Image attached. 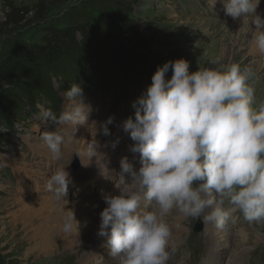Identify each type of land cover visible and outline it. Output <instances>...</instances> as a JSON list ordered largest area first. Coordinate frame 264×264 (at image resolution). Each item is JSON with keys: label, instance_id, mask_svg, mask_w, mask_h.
Instances as JSON below:
<instances>
[{"label": "clouds", "instance_id": "1", "mask_svg": "<svg viewBox=\"0 0 264 264\" xmlns=\"http://www.w3.org/2000/svg\"><path fill=\"white\" fill-rule=\"evenodd\" d=\"M216 3L210 0V7ZM222 3L226 15L244 17L232 36L243 35L264 54L260 0ZM189 67L184 59L157 66L151 84L133 102L134 118L124 121L123 131L134 142L130 152L139 154L138 168L122 157L119 171L110 169L95 136L77 147L76 126L89 124L92 111L79 85L60 93L66 103L59 114L39 106L41 119L53 126L41 134L52 158H62L70 129L74 155L84 153L85 166L95 163L100 175L113 181L118 194L103 195L107 207L99 213L97 236L107 239L118 264H168L171 228L166 218L173 210L184 217L203 215L219 230L234 224L238 213L249 223L264 221V104L254 107L255 89L249 81L255 73L238 63L226 69L198 67L195 72ZM112 122L110 116L100 125L103 135L110 134ZM70 182L69 172L60 167L47 178L46 187L63 198ZM206 209L210 211L204 214ZM65 212L64 231L78 236L80 222L72 211Z\"/></svg>", "mask_w": 264, "mask_h": 264}, {"label": "rangeland", "instance_id": "2", "mask_svg": "<svg viewBox=\"0 0 264 264\" xmlns=\"http://www.w3.org/2000/svg\"><path fill=\"white\" fill-rule=\"evenodd\" d=\"M12 9L20 10L22 13L27 11L28 14L20 24H11L12 26L4 28L0 34V61L20 45L40 44L52 28L63 29L80 22H88L118 38L116 22L121 21L124 27L129 28V37L119 40L127 48L137 51L144 57L146 63L140 69L144 68L145 72H148L149 68L155 72L157 66L177 59L189 62V72H195L198 67L226 69L228 65L238 63L242 69L248 67L255 73L249 84L256 89L254 107L258 108L261 105L257 104L256 92L262 85L264 70L262 71L258 64V57L250 54L246 42L239 47L234 46L233 42L232 25L234 21L244 17L242 15L234 20L225 14L223 5L219 2L211 8L210 0H0V24L5 22ZM257 13L264 18V2L257 8ZM86 53L93 55L89 49H86ZM86 53L60 50L57 61L61 62L67 72L72 65V72L76 69L94 75L95 69L88 70L92 64L87 65L91 58ZM82 59L86 62L82 65L69 63ZM41 74V71L35 69L8 79L0 76L1 88L4 91L13 90L20 97L21 105L20 112L10 113L8 110L3 112L5 122L10 128L0 124V264H26L23 230L13 231L12 217L17 215L23 202L28 198L37 195L41 197L43 193L45 196L54 195L47 189L46 180L59 165L68 168L66 171L74 177L70 179L64 199L70 201L94 199L101 194L100 189L110 191L114 187L113 181L104 178L99 172L90 175L92 171L87 170L81 163V158L74 155L76 147L69 140L70 129L65 133L66 142L62 146L64 152L62 158H52L41 134L44 131H52L53 126L41 119L39 106L51 108L53 111L58 106L60 111L62 105L66 103L60 93L66 92L73 83L79 85L83 90L84 102L92 111L89 124L76 126L74 138L78 146H84L92 136H95L102 146L100 151L106 153L109 165L115 170L119 169L122 157H128L135 167H139V154L130 152L129 148L134 142L129 134L123 131V123L129 117L134 118L132 104L146 90L144 71L139 73L136 85L126 83L123 86H120L122 84L120 80L114 82L107 70L102 71V77L96 83L88 75L87 78L92 83L90 90H86L79 81H71L59 90L55 80H52V86L57 94V100L52 101L53 107L48 104L50 98L37 100L36 97L29 101L28 95L34 92L36 78ZM171 74L170 70L166 79H169ZM110 116L113 117V122L108 125L110 134L105 136L100 130V125ZM93 121L96 128L91 124ZM134 155L136 159H133ZM108 180L110 183L105 182ZM91 183H94V186L88 191L81 190ZM174 211L176 210L167 217L169 225L175 216ZM208 211L209 209H206L204 214ZM237 216L236 222L226 229L233 242L227 247V251H223L217 264H226L231 251L241 247L237 236L240 229L248 233L244 244L249 250L238 264H264V221L249 223L241 214L238 213ZM184 218L187 228L182 237V245L168 249L170 252L168 264H201L208 236L203 227V215L199 219ZM99 252L93 261L115 260L116 256L111 255L110 248H103ZM77 257L78 255L61 251L50 264H77Z\"/></svg>", "mask_w": 264, "mask_h": 264}, {"label": "bare ground", "instance_id": "3", "mask_svg": "<svg viewBox=\"0 0 264 264\" xmlns=\"http://www.w3.org/2000/svg\"><path fill=\"white\" fill-rule=\"evenodd\" d=\"M217 2L223 5L222 0H217ZM261 2L263 3L264 0H260L259 5H261ZM242 22L243 18L234 21L232 25L233 34H235L239 28L242 27ZM247 38H250V34ZM233 42L234 46L238 47L241 46L242 43L246 42L250 54L255 55L256 58L258 57V64L260 67H262V71L264 70V54L257 52L251 46V44L243 38V35H241L239 38L233 37ZM261 81H263L262 85L258 88V92H256L258 93L257 104H262L264 102V73L262 75ZM74 137L75 133L73 134V139L75 141ZM78 145L79 144L77 143V147H79ZM80 158L82 164L87 163L86 155L84 153L80 154ZM60 167L65 166L59 165L58 168ZM85 167L87 170L92 171L90 172V175L99 172L95 163ZM109 168L114 169L112 165H109ZM67 169L68 168L65 167V170ZM116 171H119V169ZM71 178H74L72 174L70 175V179ZM105 182L110 183L109 180ZM93 186L94 183H91L88 186L83 187L81 190L88 191V189L92 188ZM100 190L101 194H99L97 198L94 199L83 198L80 200L75 199L70 201L50 194L45 196L43 193L44 196L42 195L41 197H38L37 195V197H30L26 202H23V204L21 201L22 207H20L17 215L12 217V229L13 231L18 229L23 230L22 237L26 248L25 263L50 264L55 258L58 257L61 251H63L74 256L78 255L76 258L77 264H117L119 260L118 256L115 257V260L104 259L102 261H93L94 257L100 254L99 250L101 251L103 248H109L107 239L105 237L97 236V231L100 224L99 213L105 207H107L102 197L103 195L109 193L112 195L118 194L114 187H112V190L110 191H104L102 189ZM64 201L67 203L65 204ZM65 211H72L74 213L75 219L80 222L78 236L64 231L63 222L64 218L68 215V213ZM174 213L175 216L171 219L172 222L170 224L171 241L169 248L180 247L182 245V237H184V233H186L187 228H185L184 216L179 214L177 211H174ZM166 219L167 221L169 220L168 218ZM203 227L208 233V236L205 240L204 256L201 264H217V261L220 259L223 251H227V247H230V243L233 241H231L230 234H228L226 230H219L213 224L207 223L205 221ZM247 234L248 233H246L244 229L237 231V236L241 243V247L234 248L231 251L226 264H238L240 259H242V256L247 253L249 248L244 244ZM258 240L261 239L258 238ZM104 253H106V250H104Z\"/></svg>", "mask_w": 264, "mask_h": 264}, {"label": "trees", "instance_id": "4", "mask_svg": "<svg viewBox=\"0 0 264 264\" xmlns=\"http://www.w3.org/2000/svg\"><path fill=\"white\" fill-rule=\"evenodd\" d=\"M20 13H22L20 10H11L5 22L0 24V34L3 32L4 28H7L11 24H20L28 14L27 11L19 15ZM123 19L125 20L126 18L123 17ZM128 31L129 28L124 27L121 21L116 22V33H118V38H115L108 31L95 27L88 22H80L63 29L52 28L46 33L44 40L40 44L20 45L14 48L2 61H0V76L8 79L18 74L22 75L23 72L26 71L35 69L41 71L42 74L40 77L36 78L34 92L28 95L29 101H33L36 97L37 100L50 98L48 104L52 107L54 106L52 101L57 100V94L55 88L52 86V80H55L59 90L63 85L71 81H79L86 90H90L92 89V83L88 80V75H90L89 78L91 79L92 77L91 80L96 83L97 80L102 77V71L107 70L111 79L114 82L120 80L122 83L120 86H123L126 83L130 85L135 84V82L138 81L139 73L144 71V74H146L144 85L147 88L151 84V76L154 72L149 68L148 72H145L144 68L140 69V67L146 63L144 57L137 51L127 48V46L120 41L124 38L128 39ZM86 49L92 50L93 55L91 56V53H86ZM60 50H75L78 53H86V55L91 58L87 65L92 64L88 70L91 71L92 68L95 69L94 75L87 74L85 71V73H82L80 70L76 69L72 72V65L69 66L71 68L70 71L68 70V66V72L65 71L66 68L61 65L60 61H57V54H60ZM68 60L69 59H64V61ZM69 63L73 65L78 63L82 65L86 62L82 59V61L79 60L74 63ZM98 74L101 75L99 76ZM147 75L150 77H147ZM19 99L20 97H18L13 90L4 91L0 85V124H3L2 126L10 128L3 117V112L5 110H8L10 113L21 111ZM10 103L17 104L11 105ZM55 109L56 110L53 112L58 114L59 107L57 106Z\"/></svg>", "mask_w": 264, "mask_h": 264}, {"label": "water", "instance_id": "5", "mask_svg": "<svg viewBox=\"0 0 264 264\" xmlns=\"http://www.w3.org/2000/svg\"><path fill=\"white\" fill-rule=\"evenodd\" d=\"M75 167H76V165H75Z\"/></svg>", "mask_w": 264, "mask_h": 264}]
</instances>
